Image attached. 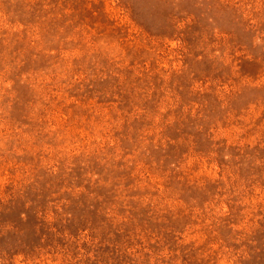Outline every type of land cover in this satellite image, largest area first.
<instances>
[{"label":"rangeland","instance_id":"1","mask_svg":"<svg viewBox=\"0 0 264 264\" xmlns=\"http://www.w3.org/2000/svg\"><path fill=\"white\" fill-rule=\"evenodd\" d=\"M0 264H264V0H0Z\"/></svg>","mask_w":264,"mask_h":264}]
</instances>
